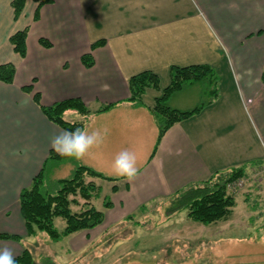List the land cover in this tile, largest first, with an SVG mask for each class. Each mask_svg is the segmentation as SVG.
I'll list each match as a JSON object with an SVG mask.
<instances>
[{
    "label": "crops",
    "instance_id": "crops-1",
    "mask_svg": "<svg viewBox=\"0 0 264 264\" xmlns=\"http://www.w3.org/2000/svg\"><path fill=\"white\" fill-rule=\"evenodd\" d=\"M13 2L0 0V65L17 68L12 84L0 82V234L22 240H1L0 246L11 247L15 257L24 252L27 237L20 195L50 154H58L50 137L63 130L41 105L81 99L91 110L87 118L67 111L63 119L84 122L89 131L107 130L103 143L82 160L54 159L46 166V179L49 169L55 177L68 165L117 179L99 181L112 202L103 209L104 221L125 220L238 168L247 174L262 171L264 177V0H49L41 6L25 0L19 16ZM26 28L23 58L9 40ZM85 56L92 66L83 62ZM199 65L218 69L219 96L172 126L151 159L159 129L150 109L162 93L147 100L149 89L142 104L130 102L129 80L148 71L165 73L170 81L173 68ZM28 87L33 92L25 91ZM154 90L160 92L161 83ZM203 96L208 97L204 91ZM109 105L114 106L99 112ZM170 106L189 111L199 104ZM123 149L137 158L139 174L131 182L113 172V160Z\"/></svg>",
    "mask_w": 264,
    "mask_h": 264
},
{
    "label": "rangeland",
    "instance_id": "rangeland-1",
    "mask_svg": "<svg viewBox=\"0 0 264 264\" xmlns=\"http://www.w3.org/2000/svg\"><path fill=\"white\" fill-rule=\"evenodd\" d=\"M164 74L159 73L160 92L148 91L147 100L159 96L169 85V76ZM204 87L201 83L188 86L169 106H178L181 101L207 102L209 97H201ZM253 170L228 187L236 207L229 219L217 224L205 226L189 219L187 211L174 212V197H170L141 208L125 220L103 221L99 227L71 234L58 243L47 234L37 233L33 238L25 237L22 245L30 250L36 264H264V177L262 171ZM48 173L45 190L56 193L55 179H67L73 171L68 165L55 177L50 169ZM90 180L100 186V180ZM102 184L100 199L94 205L103 213L109 198ZM79 201L78 207L72 206L75 213L85 203ZM56 225L59 229L65 226L61 220Z\"/></svg>",
    "mask_w": 264,
    "mask_h": 264
},
{
    "label": "trees",
    "instance_id": "trees-1",
    "mask_svg": "<svg viewBox=\"0 0 264 264\" xmlns=\"http://www.w3.org/2000/svg\"><path fill=\"white\" fill-rule=\"evenodd\" d=\"M35 1L41 6L49 0ZM24 5L25 0H14L13 8L16 16L24 11ZM28 33L27 28L17 31L9 40L14 47V51L23 58L27 56L26 40ZM41 43L50 46L44 40H41ZM83 62L92 66L89 56H85ZM171 71L170 84L164 89L162 96L156 99L155 107L150 109L159 129L157 145L151 159L156 155L161 139L172 126L201 111L207 102H212L213 99L219 96L218 75L211 66L176 67ZM16 72L17 68L10 63L0 65V82L12 84L15 81ZM262 79H264V74ZM200 83L205 85L203 91L209 97V101H201L199 106L189 111L176 110L169 106L170 99L177 92ZM129 85L131 92L129 101L140 105L147 90L160 88V79L156 73L145 71L142 74L132 76ZM24 89L28 93L33 92L31 87ZM33 98L38 105L41 104L39 94H34ZM113 106L109 105L101 108L99 112L109 111ZM40 107L49 121L56 123L63 130L85 126L84 122L72 123L64 120L65 112L77 111L86 118L91 113V110L81 99L66 100L50 107L43 105ZM54 159L66 161V159L71 158L51 153L49 160L43 166V170L32 179L31 186L22 190L19 204L27 229V237L33 238L37 233H44L53 242L58 243V241L68 238L71 234L92 230L103 225L104 213L98 211L94 205L95 201L100 199L102 189L95 181H89V179H102L109 182L117 181V179L106 177L103 173H99L91 167L78 165L70 177L57 182L56 193H51L45 190L46 166L48 162ZM245 172L244 168H238L227 173L217 174L202 183H195L184 188L171 196L174 197L171 209L174 212L187 211L189 219L205 226L227 220L236 207V198L229 192L228 187L234 185L238 180L244 179ZM79 199H82L85 203L80 212L75 213L72 206L78 207L80 205ZM104 206L107 209L111 208V201L106 199ZM57 220L64 223L63 229L58 228L56 225ZM1 240L21 241L22 238L13 234L1 233ZM15 258L17 264H36L29 249L24 248V252Z\"/></svg>",
    "mask_w": 264,
    "mask_h": 264
},
{
    "label": "clouds",
    "instance_id": "clouds-1",
    "mask_svg": "<svg viewBox=\"0 0 264 264\" xmlns=\"http://www.w3.org/2000/svg\"><path fill=\"white\" fill-rule=\"evenodd\" d=\"M27 103V100L22 101V106ZM106 135V129L101 132L99 129L89 131L87 127H74L50 137V147L63 157L82 160L91 149L103 143ZM112 167L117 177L128 182L133 181L139 174L136 155L128 149L116 154ZM0 264H17L14 251L6 244L0 246Z\"/></svg>",
    "mask_w": 264,
    "mask_h": 264
}]
</instances>
